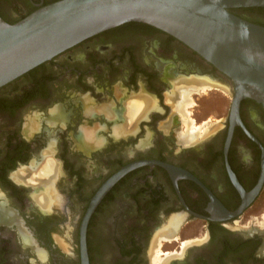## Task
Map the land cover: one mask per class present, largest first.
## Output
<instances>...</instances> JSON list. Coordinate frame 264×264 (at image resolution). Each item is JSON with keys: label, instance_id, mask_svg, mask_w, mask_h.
Masks as SVG:
<instances>
[{"label": "flooded vegetation", "instance_id": "1", "mask_svg": "<svg viewBox=\"0 0 264 264\" xmlns=\"http://www.w3.org/2000/svg\"><path fill=\"white\" fill-rule=\"evenodd\" d=\"M55 1L0 0V16L15 23ZM249 8L230 11L264 26ZM233 93L188 45L136 21L1 86L0 264H82L91 199L140 160L197 181L175 183L158 163L126 174L90 217V264H264V108L244 98L235 122ZM206 189L230 213L247 206L221 213Z\"/></svg>", "mask_w": 264, "mask_h": 264}, {"label": "water", "instance_id": "2", "mask_svg": "<svg viewBox=\"0 0 264 264\" xmlns=\"http://www.w3.org/2000/svg\"><path fill=\"white\" fill-rule=\"evenodd\" d=\"M245 7H264V0H57L15 23L0 16V87L97 33L136 21L171 34L228 76L234 90L232 116L241 123L242 99L252 98L264 108V26L230 11ZM155 163L166 167L175 183L179 176L197 181L184 169L152 160L121 167L95 193L83 218L82 264H90L87 226L103 197L133 169ZM262 183L261 179L252 195ZM207 192L221 213L238 215L247 206L244 202L230 213Z\"/></svg>", "mask_w": 264, "mask_h": 264}, {"label": "rangeland", "instance_id": "3", "mask_svg": "<svg viewBox=\"0 0 264 264\" xmlns=\"http://www.w3.org/2000/svg\"><path fill=\"white\" fill-rule=\"evenodd\" d=\"M251 16H253V17H255V18H257V19H260V20H263L264 19V14L263 13H259V12H255V11H251ZM194 101H196V100H193V102ZM189 105H193V103L192 104H189ZM188 110H192V107H189L188 108ZM186 118H188L187 116L185 117V120H186ZM188 124H185V122H184V124H185V129H183V131H186V129H187V125H188V129H190V127H191V125L189 124V122H187ZM202 126V125H201ZM208 127L209 126H206L205 125V127H203V129H208ZM242 224H247V223H244V222H242ZM189 232L191 231V229H189L188 230Z\"/></svg>", "mask_w": 264, "mask_h": 264}, {"label": "trees", "instance_id": "4", "mask_svg": "<svg viewBox=\"0 0 264 264\" xmlns=\"http://www.w3.org/2000/svg\"><path fill=\"white\" fill-rule=\"evenodd\" d=\"M249 9H251V11H255V12H259V13H263L264 14V8L263 7H250ZM262 24L263 21H261Z\"/></svg>", "mask_w": 264, "mask_h": 264}, {"label": "bare ground", "instance_id": "5", "mask_svg": "<svg viewBox=\"0 0 264 264\" xmlns=\"http://www.w3.org/2000/svg\"><path fill=\"white\" fill-rule=\"evenodd\" d=\"M50 174H51V173H50ZM50 177H51V176H50V175H48V174L45 176V178H48V182L50 181V180H49V179H50ZM38 179L40 180V179H42V178L40 177V178H38Z\"/></svg>", "mask_w": 264, "mask_h": 264}]
</instances>
